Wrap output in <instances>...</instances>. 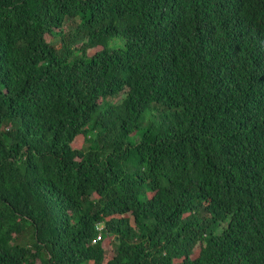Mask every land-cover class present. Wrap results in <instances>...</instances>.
Returning a JSON list of instances; mask_svg holds the SVG:
<instances>
[{
	"label": "trees",
	"instance_id": "1",
	"mask_svg": "<svg viewBox=\"0 0 264 264\" xmlns=\"http://www.w3.org/2000/svg\"><path fill=\"white\" fill-rule=\"evenodd\" d=\"M0 264H264V0H0Z\"/></svg>",
	"mask_w": 264,
	"mask_h": 264
},
{
	"label": "rangeland",
	"instance_id": "2",
	"mask_svg": "<svg viewBox=\"0 0 264 264\" xmlns=\"http://www.w3.org/2000/svg\"><path fill=\"white\" fill-rule=\"evenodd\" d=\"M82 143H83V137H82V136H78V137L74 140L72 146H73L74 148H80L81 145H82ZM105 242H106V241H105ZM197 251H198V249L195 250L196 253H197Z\"/></svg>",
	"mask_w": 264,
	"mask_h": 264
},
{
	"label": "built area",
	"instance_id": "3",
	"mask_svg": "<svg viewBox=\"0 0 264 264\" xmlns=\"http://www.w3.org/2000/svg\"><path fill=\"white\" fill-rule=\"evenodd\" d=\"M98 239H100V236H98V238L96 239V241H98Z\"/></svg>",
	"mask_w": 264,
	"mask_h": 264
}]
</instances>
